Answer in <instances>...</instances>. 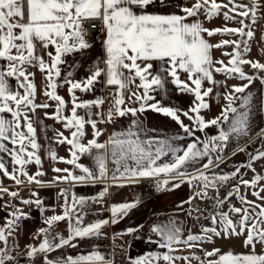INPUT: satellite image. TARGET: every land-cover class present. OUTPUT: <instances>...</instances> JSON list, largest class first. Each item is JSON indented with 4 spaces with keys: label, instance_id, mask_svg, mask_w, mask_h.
<instances>
[{
    "label": "snow or ice",
    "instance_id": "1",
    "mask_svg": "<svg viewBox=\"0 0 264 264\" xmlns=\"http://www.w3.org/2000/svg\"><path fill=\"white\" fill-rule=\"evenodd\" d=\"M157 4L162 7L167 6V0H0V153H7L12 158L13 165L19 166L17 170L19 175H17V171L9 172L4 163L0 161V170H3L4 175L18 185L24 183V180L19 178L20 176L26 177L28 183L42 184V181L36 179V176L44 175L42 171H37L35 176L29 175L26 171V165L33 161L36 165L42 166L41 158L37 154L40 145L36 140V128L30 113L34 114L37 108L49 107L46 102L36 103L35 72L31 71L33 68L38 69L46 81L43 95L56 101V111L49 118L63 123L65 129H75L71 132V138L65 137L62 132L57 133V136L60 137V143L66 142L75 149L71 152L72 159L64 162L79 168L83 174L75 175L68 169L54 168L55 172L65 173L55 178L57 182L71 181L82 184L91 182L94 184L105 181L109 179V160L114 164L110 177L113 183L118 181L135 183L140 178H156L158 180L157 190H161L169 184H172V187H179L185 182L191 184L193 180L201 181L200 190L189 197L188 201L182 202V207L183 203L191 204L196 198L212 199L208 196V190L215 189L218 181H227L239 172L237 169L236 172L218 177L213 175L210 178L201 171L197 176L186 178V172L181 169L188 162L205 157H208V161L203 168L205 170L211 168L214 164L211 153L219 149L218 145L213 147L216 141L226 142L231 133L246 134L249 114L247 111L237 114V107L233 104L235 100L241 99L242 106L246 107L251 99L250 95L236 97L231 93L227 94L225 99L228 101V106L223 109L221 115L205 122L199 112L209 107L205 98L212 93L213 89L212 87L204 88L203 85L205 81L213 85L220 83L214 80L213 71L226 74L236 73L240 78L247 79L251 83L254 78L247 76L241 65L250 64L254 69L264 70V64L243 59L240 41L225 40L221 44L211 45L204 39L202 33L212 36L222 32L252 38L253 32L245 30L248 28L245 20L251 18L255 23L257 9L260 6L259 0H249V4H237L236 0H228L227 4H218L216 0H194L190 7H180L183 15L150 11V8ZM229 5H231L229 11L236 15L230 16L229 12H224V17L226 20H235L236 16L241 17L242 19L238 21L242 25L240 28L226 27L210 30L204 28L199 19L188 22L190 17H198L201 10L211 19L219 13L221 8H228ZM93 22H99L100 31L103 34L101 40L103 57L93 62L89 74L83 81H73L70 79L72 72L67 73L64 83L70 85L68 91L72 95L73 106L71 115L63 116L62 111L66 102L56 93L58 85L55 78L61 75L59 65L64 63L63 56L92 47L86 40L88 29L85 24L95 27ZM229 44L233 46L234 51L226 53L231 57L228 65H225L223 61H217L215 63H219L221 67L214 68L210 55L211 48ZM49 48H53L54 53L49 51ZM248 50L245 42L244 51ZM154 60L162 62L160 70L155 74L151 63ZM179 72L187 73L188 80L182 81ZM166 76L171 77L172 83L177 85L182 92L187 91L194 94L196 103L190 111L196 115L188 118L194 119L197 125L196 130L203 131L211 125L229 121V113H231L234 114V118L230 121L229 129L225 131L221 128L218 136L211 137L204 142L196 138L185 149L173 148L167 140L142 138L143 123L137 117V113L147 109L173 118L185 133L194 134V129L184 125L180 120L177 110L161 106L159 102L148 104V101L154 99L149 94L150 91L163 89ZM102 77L103 81H101ZM10 79L16 81L15 88L10 84ZM101 82L109 88L116 89L114 93L109 94L112 106L107 112V122H112L114 115L124 117L131 114L134 117L126 130L112 132L108 140L103 143L98 142L97 138L103 135V132L97 127V120L91 118L93 116L91 109L101 108L105 103V98L101 96L77 103L75 96V90L89 92L95 84ZM133 87L137 91H132ZM247 87L248 85L233 86V91L243 93ZM139 89H143L142 94ZM126 91L129 92L128 99H134L139 103V107H124ZM79 108L88 110V119L77 114ZM8 115L10 118H7ZM45 115L48 116V113ZM95 115L99 116L101 121L104 120L102 112H96ZM183 115L188 116V113L184 112ZM86 124H90L93 129V139L89 140L87 145L80 143ZM198 143H202V148L198 147ZM9 144L12 145L11 148ZM29 147L32 151L28 150ZM93 149L97 150L94 156L96 171L77 163L79 159L77 152L91 154ZM181 151L182 154L178 155L177 153ZM168 152L173 154V159L169 162L158 163ZM49 157L55 161L57 159L55 151H50ZM256 158H264V152H260ZM59 159L63 160L62 157ZM217 159L220 157L218 156ZM161 176L167 178L159 180ZM261 180H264V177L257 175L251 181L245 180L242 183L256 187ZM117 186L123 187L124 184L119 183ZM107 190L105 186L99 196L92 199H102L106 196ZM8 191L6 188H0V192L7 193ZM261 191H264V188ZM60 194L65 198L62 206L63 213L46 218L45 223L48 227L39 229L43 240L38 247L29 246L27 255L33 257L37 253H44L45 264H107L104 256L98 252L76 258L69 256L55 261L48 259L47 253L66 245L75 247L73 240L99 235L102 226L108 223L107 220H100L83 226L82 214L77 211L76 205L83 206L86 198H77L73 192L69 200L67 189H62ZM253 194L264 199L260 197L259 192ZM10 195L16 197L18 193L11 192ZM240 199L243 204L259 208L260 211L253 215L247 207L230 206L229 211L240 217L236 221L229 217L228 212L214 211L206 217L214 226H201L200 234H189L186 240L181 239V229L176 227L173 221L165 225H153L152 231L161 238L156 243L161 248H167L169 252H172L175 250L173 249L174 244L184 243L189 248H193L199 246V242L211 241L213 236L221 239H230L233 236L244 237L243 244L245 247L251 246L252 253L233 254L229 250L220 254V249L214 248L212 251H205L204 255L218 258L209 259L206 262L201 260V264H264V255L255 254L256 244L264 245V206L256 205L243 196ZM22 203H35L41 212L44 211L39 198L34 201L23 200ZM223 203V200L216 199L214 208H218ZM135 206L134 203L114 204L111 209L113 217L117 213L127 214V211ZM11 207L14 210L7 214L10 218L0 227V242L5 245L17 222L25 215L21 209ZM196 211L199 212V209ZM188 214L191 215V211ZM74 215L76 224L73 226L69 223L67 238L59 233H52L55 223L66 219L71 221ZM111 222L117 223L118 221L113 219ZM215 225H219V230ZM128 231L132 232L135 229H128ZM159 258V256L155 257V259ZM162 258L168 264H173V261L177 259L189 260V257H173L170 254H164ZM11 259L12 257L7 254L6 250L0 248V264H6V261ZM196 259L200 258L196 257ZM133 264H151V262L138 259L133 261Z\"/></svg>",
    "mask_w": 264,
    "mask_h": 264
},
{
    "label": "crops",
    "instance_id": "2",
    "mask_svg": "<svg viewBox=\"0 0 264 264\" xmlns=\"http://www.w3.org/2000/svg\"><path fill=\"white\" fill-rule=\"evenodd\" d=\"M194 3V0H167V6H160L159 4L153 5L150 11L161 13H177L183 15L180 11V7L188 6ZM228 0L221 1L218 4H227ZM237 4H249V0H236ZM260 6L257 9V18L255 23L251 18L246 20L248 30L254 33H260L257 40L254 38L247 39V48L243 59L253 62H259L264 64V51L261 52V48L264 46V0H259ZM228 8H221L219 16H224V12L229 14H235L230 12ZM239 11V9L237 10ZM217 16V14H216ZM199 19L203 27L209 24L211 25V19L207 17L203 10L198 17H190L188 22ZM235 20L228 19L222 21L221 26H213L212 29L223 28H240L242 25ZM215 22V20H214ZM99 23V22H97ZM217 23V21H216ZM219 39L212 36H208L207 33H202L204 39H206L211 45L221 44L222 41H239L241 36L239 34L230 33H216ZM100 38L86 39L92 47L89 49L73 52L63 56L64 63L59 65L61 75L55 78L58 87L56 93L63 97L66 102V106L62 111L63 116H70L72 109V95L69 93L68 88L70 85L64 83V78L68 72H72L73 81H83L89 74V69L93 62L97 58L103 57V50L101 46ZM49 51H53V48H49ZM233 46L231 44L221 47H213L210 50L211 58L214 62L213 67H221L217 61H223L225 65H228L231 57L226 53H232ZM253 57V58H252ZM45 59L47 56L45 54ZM153 65V73L155 74L160 70L161 61H151ZM103 66V65H101ZM167 67V64L164 63ZM244 73L253 77L254 79L249 83L247 79L240 78L238 74H226L223 72L213 71L214 80L220 82L217 84H210L207 81L204 82L203 87H212L213 91L205 98V102L209 107L201 109L199 115L202 116L205 122L210 121L221 115L224 108L228 106V101L225 96L229 93L236 97H251L249 104L245 107L242 106V100L237 99L234 101L233 106L237 107V114L242 111L248 112V127L246 134L231 133L229 139L224 146H220L217 152L211 153V158L214 164L211 168L205 170L203 165L207 163L208 157L197 159L195 161L188 162L181 170L186 172V178L197 176L199 172L203 171L205 175L210 178L225 174L236 172L239 169V180L236 183L231 184L230 180L217 182L215 189L208 190L209 198H196L191 204L182 202L188 201L189 197L193 196L195 192L200 190L201 181L193 180L192 183H182L179 187H172L169 184L166 188L158 190L157 195L153 198L136 196L133 187L137 184L118 181L113 183L111 180V172L114 168V164L109 160V179L96 182V183H74L71 181L57 182L55 180L58 176H63V172H55L54 168L68 169L75 175H82L83 173L79 168L74 167L64 161L72 159L71 152L75 149L65 143H60V137L57 133L62 132L65 137L71 138L72 129H65L63 123L58 122L56 119L49 118L56 111V101L49 99L43 95L46 81L43 74L36 68L31 69L35 72V84H36V103H48V108H37L36 112L30 113L31 118L34 121V127L36 128V140L40 145L37 154L40 156L42 166H38L33 161L26 165V171L29 175L35 176L37 171H42L44 175L36 176L37 180L42 181V184L28 183L27 178L20 176L19 178L24 180L22 184H16L14 180L4 175L3 170H0V188H6L9 191L7 193L0 192V205L5 207V210L0 215V227H2L7 219L10 217L7 215L14 209L11 206H15L23 211L25 214L18 222L12 231V234L8 236L7 244L0 242V248L5 249L7 254L12 257L11 260L6 261V264H45L43 259L44 253H37L33 257L27 255L29 246L38 247L43 240V235L39 233V229L47 228L45 223L47 217L53 215H59L63 213L64 196L61 195L62 189L68 190V197L71 200V195L74 192L76 197H85L86 203L83 206L76 205L77 211L82 214V225L87 226L91 223H96L100 220H107L108 223L104 224L100 229L99 235L76 238L72 241L75 247L64 246L53 252L47 253L48 259L53 261L57 259H64L69 256L76 258L78 256H88L93 252H98L104 256L107 264H133V261L138 259L146 260L151 264H168L163 260L164 254H170L173 257H189V260L177 259L173 261V264H201V260L205 262L209 259L216 260L217 256L206 257L205 251H212L214 248L220 249V254L226 253L229 250L233 254H250L253 249L251 246L245 247L243 244L244 237H240V250L232 247V241L236 240L233 236L230 239H221L213 236L211 241L205 240L199 242V246L189 248L186 244H174L172 252H169L167 248H161L156 241H159L160 236L152 231L153 225H165L169 221H173L175 226L181 229V239L186 240L189 234H200L201 226L213 227L211 221L206 219L202 223L198 221L203 212H209L213 214L214 211H223L225 206H234L238 208L247 207L253 215L260 211L259 208H253L251 205H246L241 202L240 197H245L248 201L254 202L256 205L264 206V199H260L254 192H259L260 197H264V180L258 182L256 187L251 185H244L242 181H251L255 176L259 175L264 177V158H256L260 152H264V70H258L251 67L250 64L241 65ZM180 79L182 81L188 80V74L185 72H179ZM103 77L101 81H103ZM166 83L163 89L150 91V95L154 97L153 100L148 101V104L159 102L161 106L172 107L177 110V114L184 125L194 129L193 135H188L184 132L183 128L173 118L166 116L162 113H158L154 110L147 109L144 112H138L137 117L143 123V137L146 139L167 140L173 148L185 149L189 143H192L196 138H199L200 142H204L211 137L219 135L220 129L227 131L230 127V121L234 118V114L229 113V121H222L218 125H211L206 127L203 131L196 130L197 125L194 123V119H189V116L195 117V113H192L190 109L195 106L196 100L194 94L181 91L179 87L172 83V78L166 76ZM10 84L15 88L16 81L10 79ZM139 83V80H137ZM248 85L243 93H236L233 91V86ZM106 85L101 82L93 86L89 92H83L79 89L75 90V96L77 97V103L93 100L97 97L105 98ZM114 92L116 89L112 88ZM51 90V89H49ZM137 91L135 87L131 89ZM22 91V90H21ZM140 93H143V89H139ZM129 92L124 94L125 104L124 107H139V103L134 99L129 100ZM112 106V104H111ZM110 106V107H111ZM109 107V108H110ZM105 104L101 108L93 107L91 109L93 116L92 119L97 120V127L102 130L103 135L98 139V142L103 143L108 140L109 136L114 131L126 130L131 120L134 117L131 114L119 117L113 116L112 122H107L108 109ZM87 109H77V114L84 116L88 119ZM96 112H102L104 120L101 121L99 116H96ZM184 112L188 113V116L183 115ZM48 113V116L45 115ZM10 118V115L7 116ZM26 131V129H24ZM93 139V129L90 124H86L84 127V135L80 138V143L87 145L88 141ZM10 148L11 144L8 145ZM198 147L202 148V143H198ZM29 151L32 149L29 147ZM55 151L57 159L53 161L49 157V152ZM97 154V150L93 149L91 154H80L77 163L83 164L92 171H96V164L94 156ZM182 154V151L177 153ZM220 159H217V157ZM63 158V160L59 158ZM173 159V154H168L161 158L158 163L169 162ZM0 161H2L9 172L17 171L19 166L13 165L12 158L7 153H0ZM250 165V166H249ZM241 171V172H240ZM17 175L19 172L17 171ZM162 180L167 178L161 176ZM143 179V178H140ZM176 182V181H173ZM119 183H123L124 186H117ZM107 186V194L102 199H92L99 196V193ZM230 186V188H228ZM226 189L225 194L223 189ZM238 190V191H236ZM222 191L223 196L220 193ZM11 192H17L16 197L10 195ZM36 193V195H33ZM231 193V195H228ZM214 194V196H213ZM219 194V195H218ZM39 198L42 201L43 212L39 210L35 203L23 204V200H35ZM216 199L223 200L224 203L218 208H214ZM134 203L136 206L129 209L127 214L117 213L115 217L112 214V206ZM199 209V212L196 211ZM191 211V215H189ZM229 214V213H228ZM207 215V216H208ZM206 216V217H207ZM234 217L239 219L238 214H234ZM198 217V219H197ZM230 217V215H229ZM116 219L117 223L111 221ZM233 219V217L231 218ZM234 220V219H233ZM235 221V220H234ZM69 223L73 226L76 224L75 215L71 221L64 220L57 222L52 227V233H59L67 238L69 233ZM219 230V225H215ZM128 229H135V231L129 232ZM239 231V228H237ZM152 242H149V241ZM255 254L264 255V245L257 243L255 246ZM159 256V259H155ZM199 257L200 259H196Z\"/></svg>",
    "mask_w": 264,
    "mask_h": 264
},
{
    "label": "built area",
    "instance_id": "3",
    "mask_svg": "<svg viewBox=\"0 0 264 264\" xmlns=\"http://www.w3.org/2000/svg\"><path fill=\"white\" fill-rule=\"evenodd\" d=\"M95 27H90L88 24H85V27L88 29V34L86 36V39H92V38H100L102 36V33L100 31V24L97 22H93ZM114 93V90L112 88L106 87L105 90V107L109 108L112 104V100L109 98V94ZM226 142L224 141H216L213 147L215 146H224ZM159 180H162L160 177ZM157 183L158 180L156 178H143L139 179L137 184L133 187V190L137 197H149L153 198L157 195ZM5 210V207L3 205H0V215Z\"/></svg>",
    "mask_w": 264,
    "mask_h": 264
},
{
    "label": "rangeland",
    "instance_id": "4",
    "mask_svg": "<svg viewBox=\"0 0 264 264\" xmlns=\"http://www.w3.org/2000/svg\"><path fill=\"white\" fill-rule=\"evenodd\" d=\"M221 1H224V0H221ZM216 2L217 3H220V0H216ZM220 14H217V16L216 15H214L212 18H211V25H207L206 26V28L207 29H212V27L214 26H221V24H222V21L224 20V16L223 15H221V17L219 16ZM230 16H234L235 14H229ZM240 19H242L241 17H239V16H236V19H235V21L234 22H238ZM214 20H215V22H214ZM247 20V19H246ZM246 20H245V23H246ZM216 21H217V23H216ZM238 24H240V23H238ZM264 26V25H263ZM246 31L248 30V29H245ZM254 35V38H256V40H257V37H258V35H260V33L258 34V33H254L253 34ZM212 37L213 38H215L216 39V42H218L217 40L219 39V36L217 35V34H214V35H212ZM247 39H249L247 36H241V39L239 40L240 42H241V44H240V51H241V53H242V57H244V55H245V53H246V51H244V47H245V42H246V44H247ZM233 51H234V48H233ZM264 51V46L261 48V52H263ZM253 58V57H252ZM241 172V171H240ZM240 178H239V173H236V177H234V178H232L231 180H230V182H231V184H233V182L234 183H236L237 182V180H239ZM228 180L225 182L226 183V185H227V183H230ZM218 188V187H217ZM228 188H230V186H228ZM225 191H226V189L224 188L223 189V193L225 194ZM219 195V194H218ZM220 195H221V197L223 196V194H222V191H221V193H220ZM213 196H214V194H213ZM229 208L230 207H228V206H225L224 208H223V212H228L229 213V215H230V218H232L233 217V219L236 221V220H239V219H237L236 217H234L233 215L235 214V213H232V212H230L229 211ZM208 211L207 212H203L202 213V215L200 216V218L198 219V221L200 222V223H202L204 220H206V216L208 215ZM239 238L240 237H236V240H234V241H232V247L234 248V249H239L240 250V240H239Z\"/></svg>",
    "mask_w": 264,
    "mask_h": 264
}]
</instances>
